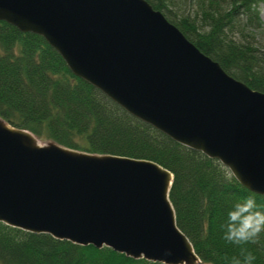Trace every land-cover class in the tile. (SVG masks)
I'll return each mask as SVG.
<instances>
[{
	"label": "water",
	"instance_id": "95a60500",
	"mask_svg": "<svg viewBox=\"0 0 264 264\" xmlns=\"http://www.w3.org/2000/svg\"><path fill=\"white\" fill-rule=\"evenodd\" d=\"M76 75L264 193V91L228 73L148 0H0ZM158 162L40 142L0 116V221L166 264H199Z\"/></svg>",
	"mask_w": 264,
	"mask_h": 264
},
{
	"label": "trees",
	"instance_id": "16d2710c",
	"mask_svg": "<svg viewBox=\"0 0 264 264\" xmlns=\"http://www.w3.org/2000/svg\"><path fill=\"white\" fill-rule=\"evenodd\" d=\"M234 77L264 91V48L256 40L264 0H196L194 15L170 14L174 0H148ZM234 32L236 34H234ZM0 116L76 149L152 159L173 173L169 199L199 264H229L239 248L223 239L232 205L264 193L240 183L219 159L191 148L124 107L69 68L45 38L0 19ZM264 264V233L245 245ZM2 264H166L110 246L78 244L0 221Z\"/></svg>",
	"mask_w": 264,
	"mask_h": 264
},
{
	"label": "clouds",
	"instance_id": "9594fccd",
	"mask_svg": "<svg viewBox=\"0 0 264 264\" xmlns=\"http://www.w3.org/2000/svg\"><path fill=\"white\" fill-rule=\"evenodd\" d=\"M231 174H235L234 170ZM222 229L223 239L239 248L229 264H253L256 257L245 245L256 243L264 233V207L257 204L254 196L244 197L228 210Z\"/></svg>",
	"mask_w": 264,
	"mask_h": 264
},
{
	"label": "rangeland",
	"instance_id": "374dc122",
	"mask_svg": "<svg viewBox=\"0 0 264 264\" xmlns=\"http://www.w3.org/2000/svg\"><path fill=\"white\" fill-rule=\"evenodd\" d=\"M175 4L171 5L170 8L172 9V12L170 14L174 13H189L191 15H194V11L196 9V0H174ZM259 9V15L262 21V26L256 29V40L257 43L264 48V1H261L258 5ZM234 34H236L234 32ZM40 139V138H39ZM48 139H40V142H46ZM0 264H2L0 262Z\"/></svg>",
	"mask_w": 264,
	"mask_h": 264
}]
</instances>
